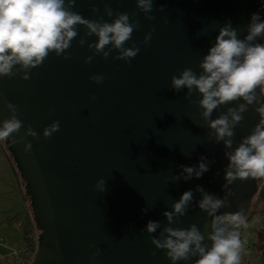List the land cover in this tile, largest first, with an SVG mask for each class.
I'll return each instance as SVG.
<instances>
[{
	"label": "water",
	"instance_id": "water-1",
	"mask_svg": "<svg viewBox=\"0 0 264 264\" xmlns=\"http://www.w3.org/2000/svg\"><path fill=\"white\" fill-rule=\"evenodd\" d=\"M105 7L138 12L140 30L125 47L143 41L155 29L149 45L138 44L140 52L130 63L113 60L118 54L113 51L107 60L95 56L86 64V57L93 55L87 43L97 38L90 37L80 47L78 40L86 30L78 26L79 35L67 50L71 59L52 53L41 67L31 70L28 81L19 76L0 78V95L18 106L24 124L14 135L22 142L2 143L25 184L38 230V250L30 264H171L142 230L149 221L159 222L161 229L152 234L158 237L167 225L163 213L192 190L193 203L173 227L196 224L201 232H210L211 217L197 207L201 196L195 189L202 186L223 197L229 163L224 152L234 151L260 120L255 112L259 105L250 106L234 129L233 148L225 149L223 143L209 141L198 105L184 99L187 90L177 93L170 84L171 77L185 68L201 72L199 64L226 22L230 20L243 39L254 13L264 21V0H154L152 21L139 13L135 0H76L72 11L111 23L114 17L105 15ZM161 7L164 12L156 10ZM93 8L99 11L93 13ZM93 74H103L104 82H91ZM201 98L194 91L191 99ZM242 102L214 110L212 119ZM9 115L0 107V123ZM55 120L60 121V131L45 140L43 129ZM28 126L38 140L23 136ZM28 142L32 149L25 153ZM201 156L215 161L202 178L171 183L181 165L197 166ZM101 178L106 180L104 192L95 188ZM262 184L264 180L235 181L229 186L236 193L229 198L230 207L217 214L235 213L242 206L248 218ZM146 207L150 209L144 214ZM205 243L211 244L207 239ZM90 244L101 250L95 260L96 249ZM195 259L178 264H195Z\"/></svg>",
	"mask_w": 264,
	"mask_h": 264
},
{
	"label": "clouds",
	"instance_id": "clouds-1",
	"mask_svg": "<svg viewBox=\"0 0 264 264\" xmlns=\"http://www.w3.org/2000/svg\"><path fill=\"white\" fill-rule=\"evenodd\" d=\"M135 3L139 13L145 14L146 20L156 19L149 15L154 10V0H135ZM75 4L76 0H0V78L11 80L19 76L28 81L31 70L41 67L52 53L56 57L63 56L64 60L71 59L67 50L79 35L78 26L86 30L78 40L80 47L90 37L97 38L95 43H87L93 55L86 57V64L92 63L95 56L107 60L113 51L118 53L112 56L113 60L130 63L140 52L139 43L149 45L154 28L144 36L143 41L125 47L131 41L133 32L140 30V22L136 19L138 12L120 13L105 7V15L114 17L108 23L103 17L96 20L85 19L72 11ZM156 10L164 12L163 7ZM98 11L97 8L92 9L93 13ZM246 32L244 38L240 39L239 30L229 20L219 28L215 45L199 64V74L191 68H185L178 77H171V88L177 93L186 89L184 99L198 105L200 118L209 129V141L223 143L225 149L233 148L234 129L243 121V114L250 106L259 105L255 112L260 117L251 134L242 139L234 151L224 152L229 163L224 169L226 183L222 186L223 197L209 194L202 186L195 189L201 196L197 207L211 217L210 232H201L196 224H191L188 228L173 227L181 222L180 218L186 215L193 203L192 190L185 191L172 204V210L163 213L167 225L162 228L158 237L152 234L161 229L159 222L149 221L142 230L149 234L150 243L156 250L165 252L171 264L187 262L193 258H196L195 264H241L243 243L239 229L241 226L247 227L244 209L241 206L235 213H217L222 208L230 207L229 198L236 193L229 186L235 181L264 180V43L257 42L264 39V21L259 13L251 16ZM89 79L100 85L105 76L93 74ZM194 91L202 97L198 101L191 99ZM91 99L95 100L96 97ZM238 101L243 102L236 107H227L225 113L212 119L214 110ZM0 107L7 109L10 114L8 119L0 123V142H22L14 138L24 128L23 121L19 119L18 106L6 102L0 95ZM59 131L60 121L55 120L43 129L42 135L47 140ZM23 136L31 137L32 140L39 139L31 126L25 129ZM31 149V142L26 143L24 152L29 153ZM213 163L215 161L201 156L197 166L181 165L179 174L172 175L171 183L200 179ZM105 184V179L97 180L96 190L104 192ZM149 209L146 207L142 212L147 214ZM206 239L211 242L210 246L205 243ZM89 248L96 249L92 255L95 260L101 250L95 244H90ZM152 255L155 257L156 253L153 252Z\"/></svg>",
	"mask_w": 264,
	"mask_h": 264
},
{
	"label": "rangeland",
	"instance_id": "rangeland-1",
	"mask_svg": "<svg viewBox=\"0 0 264 264\" xmlns=\"http://www.w3.org/2000/svg\"><path fill=\"white\" fill-rule=\"evenodd\" d=\"M4 147L0 142V254H4L3 258H6L7 263L5 261L0 264H13L17 257H25L27 250L33 255V231L29 225L32 221L31 202ZM254 201V215L240 233L243 243L241 264H263L264 261V248L258 241L259 231L264 230V184L260 185ZM25 225L30 231L28 237L22 231V226ZM35 237H38L36 233ZM261 237L263 240L264 231ZM35 250H38V244ZM33 258L30 257L31 262Z\"/></svg>",
	"mask_w": 264,
	"mask_h": 264
},
{
	"label": "trees",
	"instance_id": "trees-1",
	"mask_svg": "<svg viewBox=\"0 0 264 264\" xmlns=\"http://www.w3.org/2000/svg\"><path fill=\"white\" fill-rule=\"evenodd\" d=\"M2 143V142H1ZM3 144V143H2ZM4 145V144H3ZM5 148V147H4ZM6 149V148H5ZM7 151V150H6ZM8 152V151H7ZM8 154H9V152H8ZM9 156H10V160H11V162L13 163V166H14V169L16 170V173H17V175L19 176L20 175V173L18 172V170H17V168H16V165H15V162H14V160H13V158L11 157V155L9 154ZM22 183H23V181H22ZM23 186H25V184L23 183ZM256 202L254 201L253 202V204H255ZM31 216H32V221H31V223H29V225H30V230L32 229V239H33V245H32V248H31V252H33V255L30 253V251L29 250H27V254L25 255V257H27V256H30L31 258H33V256H34V253L37 251V250H35L36 248H37V244H38V237H35V233H36V235L38 236V230H37V228H36V225H35V222H34V218H33V215H32V210H31V214H30ZM253 215H254V207H252V209H251V211H250V213H249V216H248V218L246 219V223L253 217ZM22 231L26 234V237H28V236H30V231H29V229H28V227H27V225H25V226H22ZM244 228V227H243ZM259 239L261 240V243H259L260 244V246L262 247V248H264V239L262 240V237H261V233H259ZM264 255V254H263ZM30 257H27V259H26V263L27 264H29L30 262H31V259H30ZM6 263H7V261H6ZM263 264H264V261H263Z\"/></svg>",
	"mask_w": 264,
	"mask_h": 264
},
{
	"label": "built area",
	"instance_id": "built-area-1",
	"mask_svg": "<svg viewBox=\"0 0 264 264\" xmlns=\"http://www.w3.org/2000/svg\"><path fill=\"white\" fill-rule=\"evenodd\" d=\"M4 254H0V263L7 261L6 258H3ZM31 263V262H30ZM29 263V264H30ZM13 264H27L24 256L17 257Z\"/></svg>",
	"mask_w": 264,
	"mask_h": 264
},
{
	"label": "crops",
	"instance_id": "crops-1",
	"mask_svg": "<svg viewBox=\"0 0 264 264\" xmlns=\"http://www.w3.org/2000/svg\"><path fill=\"white\" fill-rule=\"evenodd\" d=\"M264 230H260L259 231V233H262ZM258 241H259V243H261V240L259 239V237H258Z\"/></svg>",
	"mask_w": 264,
	"mask_h": 264
}]
</instances>
